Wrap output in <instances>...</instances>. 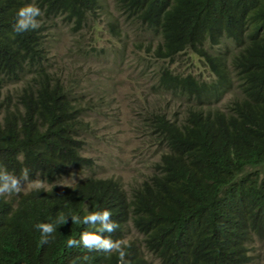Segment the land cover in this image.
Segmentation results:
<instances>
[{
  "label": "trees",
  "instance_id": "16d2710c",
  "mask_svg": "<svg viewBox=\"0 0 264 264\" xmlns=\"http://www.w3.org/2000/svg\"><path fill=\"white\" fill-rule=\"evenodd\" d=\"M28 4L40 8V27L17 34V10ZM101 15L106 31L123 38L117 61L129 43L145 49L138 79L186 103L184 115H169L146 99L140 137L158 161L130 188L100 178L83 157L82 84L54 62L55 29L81 34ZM141 34L147 43L133 41ZM184 55L204 62L210 82L184 69ZM5 168L16 176L27 168L43 186L0 196V264H118L116 252L67 247L85 231L122 242L130 264H253L252 253L264 250V0H0ZM66 179L75 182L62 187ZM104 210L119 225L112 233L97 232L100 220L72 222ZM39 223L55 229L43 245Z\"/></svg>",
  "mask_w": 264,
  "mask_h": 264
},
{
  "label": "rangeland",
  "instance_id": "374dc122",
  "mask_svg": "<svg viewBox=\"0 0 264 264\" xmlns=\"http://www.w3.org/2000/svg\"><path fill=\"white\" fill-rule=\"evenodd\" d=\"M108 9L112 14L121 16L120 12H116L113 2H110ZM55 30L60 39L58 48L54 49V62L60 71H68V78L73 76V80L82 84L80 93L83 91L84 95L79 96L82 97L80 103L87 110L85 119L90 131L86 135L88 145L84 148L86 150L83 151V157L91 158L97 163L100 178L120 179L130 188L142 177L147 178L153 172L148 168L158 161L155 149L140 137L139 114L147 105L146 99L151 104L159 102L169 115L175 112L184 115L186 103L184 100L162 97L153 92L149 77L145 81L138 79L136 69L139 62L149 59L145 49L129 43L124 58L117 61L121 57L118 51L122 49L123 38L112 37L106 31L102 15L92 21L90 29L81 34L72 36L66 24ZM133 37V41L147 43L146 34ZM104 49L108 50L106 55L102 54ZM217 49L208 47L214 55ZM85 51L89 53L86 54ZM179 62L184 65L185 70L192 69L198 77L203 74V79L210 82L211 75L207 73V66L198 58H195L194 66L188 55L182 56ZM231 96L228 95L222 105ZM74 182L73 179H66L61 186ZM31 188L32 185L28 183L22 190L28 191ZM129 238H134L132 232ZM256 244L260 247L261 242L257 241ZM262 255L260 251H256L253 264H264ZM152 259L158 264V260Z\"/></svg>",
  "mask_w": 264,
  "mask_h": 264
},
{
  "label": "clouds",
  "instance_id": "9594fccd",
  "mask_svg": "<svg viewBox=\"0 0 264 264\" xmlns=\"http://www.w3.org/2000/svg\"><path fill=\"white\" fill-rule=\"evenodd\" d=\"M40 15L41 10L35 4H28L18 9L16 13V22L12 25L13 31L17 34H20L28 30H35L39 28L40 24L39 21H37L36 17ZM25 182L31 184L32 187L37 189L42 186V182L39 180H29V169L27 168L22 169L19 176L13 175L12 173L8 172L6 168L0 170V196H11L12 194H19L22 191ZM111 215V212L108 210H104L103 212H92L84 217L82 221L78 216H72V222L94 225L95 221L100 220L101 225L97 229V232L112 233L119 227V225L115 221L109 220V217H111ZM61 220L63 223L66 222V219L64 218H61ZM36 227L41 231L40 244L43 245L48 243V235L55 230L53 225L47 223H39L36 225ZM78 246H83L89 251L96 250L103 251L105 253L116 252L118 254V264H130V262L125 259L128 253L124 250V247H122V242L120 241L114 242L109 238H104L101 235L85 231L81 234L79 240H67V247L72 248ZM252 257L255 261V252L252 253ZM263 257L264 256L262 255V260L264 263ZM87 258L88 257L85 256L83 259Z\"/></svg>",
  "mask_w": 264,
  "mask_h": 264
}]
</instances>
